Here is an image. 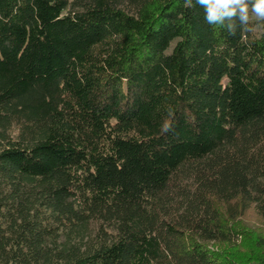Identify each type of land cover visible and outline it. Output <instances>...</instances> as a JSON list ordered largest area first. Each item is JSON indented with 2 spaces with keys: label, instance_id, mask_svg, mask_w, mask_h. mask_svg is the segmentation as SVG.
<instances>
[{
  "label": "trees",
  "instance_id": "obj_1",
  "mask_svg": "<svg viewBox=\"0 0 264 264\" xmlns=\"http://www.w3.org/2000/svg\"><path fill=\"white\" fill-rule=\"evenodd\" d=\"M259 26L0 0V264H264Z\"/></svg>",
  "mask_w": 264,
  "mask_h": 264
},
{
  "label": "clouds",
  "instance_id": "obj_2",
  "mask_svg": "<svg viewBox=\"0 0 264 264\" xmlns=\"http://www.w3.org/2000/svg\"><path fill=\"white\" fill-rule=\"evenodd\" d=\"M198 5L204 10L205 22L211 26L224 28L235 36L236 25L240 31L254 32L259 24H264V0H185L186 7Z\"/></svg>",
  "mask_w": 264,
  "mask_h": 264
},
{
  "label": "rangeland",
  "instance_id": "obj_3",
  "mask_svg": "<svg viewBox=\"0 0 264 264\" xmlns=\"http://www.w3.org/2000/svg\"><path fill=\"white\" fill-rule=\"evenodd\" d=\"M260 30V26L258 25L256 27L255 32L257 33ZM243 224H245L246 227H248L250 230L254 231L251 233V239H246V245L249 244V242H256V244L261 248L264 249V229L261 226V223L259 221V218L253 210L250 208L246 210V214L241 220ZM250 237V236H248ZM215 247V246H214Z\"/></svg>",
  "mask_w": 264,
  "mask_h": 264
}]
</instances>
